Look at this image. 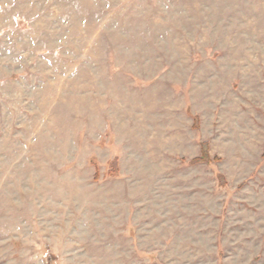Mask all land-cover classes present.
Instances as JSON below:
<instances>
[{
    "label": "rangeland",
    "instance_id": "374dc122",
    "mask_svg": "<svg viewBox=\"0 0 264 264\" xmlns=\"http://www.w3.org/2000/svg\"><path fill=\"white\" fill-rule=\"evenodd\" d=\"M0 264H264V0H0Z\"/></svg>",
    "mask_w": 264,
    "mask_h": 264
},
{
    "label": "trees",
    "instance_id": "16d2710c",
    "mask_svg": "<svg viewBox=\"0 0 264 264\" xmlns=\"http://www.w3.org/2000/svg\"><path fill=\"white\" fill-rule=\"evenodd\" d=\"M201 157L199 159H194L193 161H207L209 160L207 145L206 143L201 144Z\"/></svg>",
    "mask_w": 264,
    "mask_h": 264
}]
</instances>
